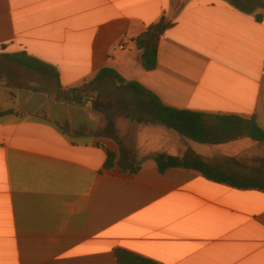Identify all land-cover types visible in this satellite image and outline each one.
<instances>
[{"label": "crops", "instance_id": "0c3cea01", "mask_svg": "<svg viewBox=\"0 0 264 264\" xmlns=\"http://www.w3.org/2000/svg\"><path fill=\"white\" fill-rule=\"evenodd\" d=\"M161 17L172 26L148 72L133 40ZM23 53L58 81L13 59ZM105 68L203 114L206 143L138 106L96 109L89 88L80 104L61 95ZM216 116L264 130V0H0V264H118L117 249L159 264H264L263 191L155 162L264 181V143Z\"/></svg>", "mask_w": 264, "mask_h": 264}, {"label": "trees", "instance_id": "16d2710c", "mask_svg": "<svg viewBox=\"0 0 264 264\" xmlns=\"http://www.w3.org/2000/svg\"><path fill=\"white\" fill-rule=\"evenodd\" d=\"M172 23L167 21L165 17L148 27L146 32L135 38L134 44L138 51L141 52V63L145 71H153L157 67V53L161 36L166 30L171 28ZM24 68L40 74L44 77H51L58 81L59 74L56 68L47 65L35 58L27 56L25 53L13 57ZM116 81V86L124 89L139 98L137 105L143 113L151 119L166 128L175 131L181 137L194 142L203 144L206 143L207 129L204 125V115L191 112L189 110L176 109L164 105L156 96L148 92L137 82H125L120 78L115 71L105 68L102 69L97 76L84 83L81 87L72 88L66 91H61L67 99L74 103H83L80 98L81 94L89 87H99L103 81ZM58 88L61 86L58 84ZM94 92H97L96 90ZM111 97L110 95H106ZM143 96H145L143 98ZM112 99V98H111ZM218 123L224 127H243L248 134V137L256 143H264V130H262L255 120L245 121L237 117L216 116ZM114 155L109 153L105 162V167L109 168L113 165ZM155 162L160 172L170 168L192 169L201 173L206 179L223 183L238 189H257L264 192V181L259 179L236 178L225 173L217 171L210 164L203 161L195 160H178L173 157L159 155ZM136 171V169H133ZM115 258L118 264H159L153 260L143 256L133 254L123 249L115 250Z\"/></svg>", "mask_w": 264, "mask_h": 264}, {"label": "rangeland", "instance_id": "374dc122", "mask_svg": "<svg viewBox=\"0 0 264 264\" xmlns=\"http://www.w3.org/2000/svg\"><path fill=\"white\" fill-rule=\"evenodd\" d=\"M115 84L116 81L113 80L106 81V83L100 84L99 87H89L87 92L89 96H93L95 94L94 91H97L94 108H105L110 111L116 110L118 113H124V110H120L121 107L129 109L133 106H138V97L124 89L116 88ZM106 95H110L112 99Z\"/></svg>", "mask_w": 264, "mask_h": 264}, {"label": "built area", "instance_id": "2783aa9c", "mask_svg": "<svg viewBox=\"0 0 264 264\" xmlns=\"http://www.w3.org/2000/svg\"><path fill=\"white\" fill-rule=\"evenodd\" d=\"M120 49H123V45H122V46H120Z\"/></svg>", "mask_w": 264, "mask_h": 264}]
</instances>
